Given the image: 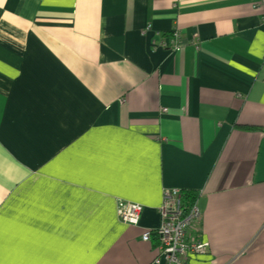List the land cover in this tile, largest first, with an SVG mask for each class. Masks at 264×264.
<instances>
[{
	"label": "crops",
	"instance_id": "crops-1",
	"mask_svg": "<svg viewBox=\"0 0 264 264\" xmlns=\"http://www.w3.org/2000/svg\"><path fill=\"white\" fill-rule=\"evenodd\" d=\"M166 188L264 264V0H0L3 264H156Z\"/></svg>",
	"mask_w": 264,
	"mask_h": 264
},
{
	"label": "built area",
	"instance_id": "built-area-1",
	"mask_svg": "<svg viewBox=\"0 0 264 264\" xmlns=\"http://www.w3.org/2000/svg\"><path fill=\"white\" fill-rule=\"evenodd\" d=\"M173 37L172 44L177 49L178 36ZM163 112L166 110L163 109ZM182 201L181 191L171 189L164 192L162 204L158 208L160 223L155 230L156 264H188L191 258L208 253V242L204 240L199 227L201 212L197 206L198 200L189 205L187 210ZM141 213L142 207L137 204L123 202L118 207V215L124 224L137 225ZM150 237L151 233L145 232L142 240L147 242Z\"/></svg>",
	"mask_w": 264,
	"mask_h": 264
},
{
	"label": "trees",
	"instance_id": "trees-1",
	"mask_svg": "<svg viewBox=\"0 0 264 264\" xmlns=\"http://www.w3.org/2000/svg\"><path fill=\"white\" fill-rule=\"evenodd\" d=\"M167 189H169V188H167ZM172 189H175V188H172ZM180 190L182 193V200L184 201V202L183 201L182 202L184 203V207L186 208V210L189 209V207H190L189 205L195 203L196 200L199 199V197H197V196H199L201 193L200 191L182 190V189H180ZM125 203H130V202L126 201ZM197 205H198V203H197ZM142 210H143V208H142ZM154 233H155V231H154ZM156 242H157V238H156Z\"/></svg>",
	"mask_w": 264,
	"mask_h": 264
},
{
	"label": "rangeland",
	"instance_id": "rangeland-1",
	"mask_svg": "<svg viewBox=\"0 0 264 264\" xmlns=\"http://www.w3.org/2000/svg\"><path fill=\"white\" fill-rule=\"evenodd\" d=\"M122 102V101H121ZM175 189H177V190H179V191H181L179 188H175ZM166 190H168L167 188L166 189H164L163 190V192H162V197H163V195H164V192L166 191ZM197 197H199V196H197ZM121 203H123V202H121ZM131 204H137V205H139L138 203H133V202H130ZM198 206V205H197ZM119 207V206H118ZM142 207V206H141ZM199 208V207H198ZM200 210V209H199ZM201 212V211H200ZM118 218H119V220H120V222H122L121 221V217H120V214L118 215ZM122 224L123 225H128V224H124L123 222H122ZM129 226V225H128ZM135 226V225H134ZM155 249H157V246L155 247Z\"/></svg>",
	"mask_w": 264,
	"mask_h": 264
},
{
	"label": "snow or ice",
	"instance_id": "snow-or-ice-1",
	"mask_svg": "<svg viewBox=\"0 0 264 264\" xmlns=\"http://www.w3.org/2000/svg\"><path fill=\"white\" fill-rule=\"evenodd\" d=\"M0 264H3V261L2 260H0Z\"/></svg>",
	"mask_w": 264,
	"mask_h": 264
}]
</instances>
